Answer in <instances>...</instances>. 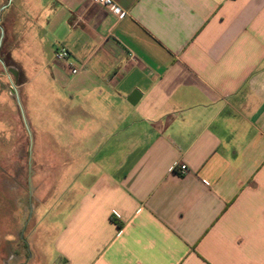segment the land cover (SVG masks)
I'll use <instances>...</instances> for the list:
<instances>
[{
    "label": "crops",
    "instance_id": "1",
    "mask_svg": "<svg viewBox=\"0 0 264 264\" xmlns=\"http://www.w3.org/2000/svg\"><path fill=\"white\" fill-rule=\"evenodd\" d=\"M112 1L21 0L58 176L86 162L52 264H264V0Z\"/></svg>",
    "mask_w": 264,
    "mask_h": 264
},
{
    "label": "rangeland",
    "instance_id": "2",
    "mask_svg": "<svg viewBox=\"0 0 264 264\" xmlns=\"http://www.w3.org/2000/svg\"><path fill=\"white\" fill-rule=\"evenodd\" d=\"M6 1L0 9V264H52V239L67 209L63 198L74 184L73 170L86 162L69 164L70 158L62 157L58 176L53 94L48 82L35 76L36 40H20L26 25L21 12L30 6ZM59 134L61 144L70 143L66 130Z\"/></svg>",
    "mask_w": 264,
    "mask_h": 264
},
{
    "label": "built area",
    "instance_id": "3",
    "mask_svg": "<svg viewBox=\"0 0 264 264\" xmlns=\"http://www.w3.org/2000/svg\"><path fill=\"white\" fill-rule=\"evenodd\" d=\"M92 4L98 5L108 9L109 11H112L116 14L118 18H123L125 16V12L122 11L120 8L116 7L114 2L112 0H89ZM54 59L58 62L64 63L70 68V71L72 74L78 73L79 68L74 67L70 62V54L68 50L64 47L58 48L54 52ZM179 173L184 174L186 172V166L180 165L179 167ZM175 167H170V171H174Z\"/></svg>",
    "mask_w": 264,
    "mask_h": 264
},
{
    "label": "water",
    "instance_id": "4",
    "mask_svg": "<svg viewBox=\"0 0 264 264\" xmlns=\"http://www.w3.org/2000/svg\"><path fill=\"white\" fill-rule=\"evenodd\" d=\"M7 70L17 77L16 71L14 69L8 68Z\"/></svg>",
    "mask_w": 264,
    "mask_h": 264
}]
</instances>
